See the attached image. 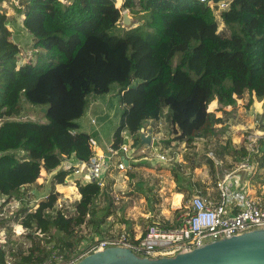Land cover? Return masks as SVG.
Segmentation results:
<instances>
[{
  "label": "trees",
  "instance_id": "1",
  "mask_svg": "<svg viewBox=\"0 0 264 264\" xmlns=\"http://www.w3.org/2000/svg\"><path fill=\"white\" fill-rule=\"evenodd\" d=\"M223 1L229 6L217 15ZM16 10L33 44L32 53L20 58L9 17L0 8V197L7 201L24 198V189L35 185L42 171L55 172L66 158L90 161L93 136L79 123L90 96H106L118 88V101L125 109L113 136L112 147L118 151L126 144V134L140 146L144 125L159 122L165 110L177 141L192 144L216 135L221 121L210 110L215 101L217 111H223L236 107L247 93L264 100V0H122L120 7L117 0H23ZM123 11L138 25L121 29ZM220 24L227 32L220 31ZM25 104L45 109L48 123L17 120ZM228 147L216 150L218 157L207 154L206 165L215 180L220 173L216 161L226 160ZM260 148L255 185L263 179ZM12 152H23L24 157ZM237 155L241 160L250 153H231ZM180 166L176 160L172 169L175 192L187 200L194 183L183 177ZM74 172L70 168L55 174L47 198L35 208L21 207L11 218L30 233L57 239L54 248L67 258L75 248L76 228L85 224L98 198L109 199L97 182H76L80 200L66 218L55 208L61 197L56 186H65ZM241 175L243 181L248 177L245 171ZM128 176L135 174L128 171ZM112 213L110 207L92 224L101 231ZM56 233L61 237L54 238ZM5 241H0V264L6 263ZM29 252L30 257L38 252L33 263L42 264L52 248L33 245Z\"/></svg>",
  "mask_w": 264,
  "mask_h": 264
},
{
  "label": "rangeland",
  "instance_id": "2",
  "mask_svg": "<svg viewBox=\"0 0 264 264\" xmlns=\"http://www.w3.org/2000/svg\"><path fill=\"white\" fill-rule=\"evenodd\" d=\"M64 2L67 3V0H64ZM10 5L11 6L6 3V6H9L6 9L8 11L10 8L13 10L9 16V20L11 23L12 21L14 22V26H20L21 21V49L23 50V55H27L30 52L32 53V36L24 31V28L22 27V19L24 17L22 15H17V7L14 6L13 2ZM121 5L122 0H117V6L120 7ZM2 6H4V4H2ZM124 13H128L130 17V27L138 25V21L131 17L128 11H123V14ZM218 14L219 13H217V15ZM217 17L220 19V16ZM135 20L136 23H134ZM130 27L125 24L124 20L120 22L121 29H128ZM220 31L227 32L222 24H220ZM119 34H121V31H119ZM35 59L36 56H34V60ZM109 98L110 106L107 115L95 117L97 119L96 126L92 125L90 120V123H88L89 125L87 123H83L82 125V130L87 132L92 131L93 129L95 130L98 126L100 128L102 125V136L107 143L104 140L101 141L102 143L99 142L97 136L93 137L99 142V146L103 147V150H105L104 147L108 143L110 144L113 142L114 133L119 127L120 120L125 111L118 101L117 87H114ZM218 107L220 106L216 101L210 106L211 112H214L216 118L221 121V123H218L215 126L216 135L208 139L197 138L192 144L177 141L176 136L173 134V129L168 122L167 111H164L166 114L163 113L161 120L162 125L158 128V132L161 134V140L156 146V149L165 154L168 158L167 162L159 161L154 152L148 151L146 152L148 153L146 156L150 159V161L148 160L149 163L146 164V160L143 159L138 162V165H140L138 167V175L136 178L128 180L120 177L119 173L116 174L117 172L114 167H110L107 170L108 178L104 181L105 184H108V187L107 185L106 187H102L104 192L108 193L109 199H106L104 195L98 198L92 206L85 224L76 228L75 234L72 237V242L75 244V248L71 255L77 254L79 251L83 250L85 246H88L96 240L102 239L108 235H118L125 231H129L133 234L138 232L142 235L146 232L149 225L158 222L163 225L175 226L178 223L180 215L184 213L185 206L189 204L190 199L194 193L197 192L196 190L189 193V199L183 200L181 209L173 207L178 206L182 199V196L180 197V200L178 199L177 196L179 195H176L174 198L176 193V183L173 178L172 169L175 166L176 160L181 164L179 170L186 180H193V174L199 176L204 174L205 176V174L208 173V176L210 177L208 179L210 182L209 186H214L215 181L220 177L219 175L221 174V171L223 172L225 169L230 170V168H234L239 162L241 158L239 155L235 157L232 156L233 158L231 157V153L234 150H247L251 145L258 149L261 147L262 142L263 146L260 148V156L264 155V100L259 101L255 96L247 93L234 108L226 107L223 111H217ZM44 110L45 109L40 107L25 104L22 116L16 119L36 124H47L48 120L43 112ZM150 128L151 123L144 125L143 129L148 131ZM125 138L127 139L126 144L130 143V137L126 135ZM225 146H229L225 152L227 158L225 161H222V165L219 164L217 167V170L219 168L220 173L215 180L210 174L209 167L206 165L208 160L207 154L213 152L215 157H218L215 151L220 150L221 147ZM21 156H24V154L21 153ZM137 156L144 158L141 153H138ZM139 157L138 159H140ZM255 158L257 159V156H255ZM153 160L154 162L152 163ZM198 165H200V167L191 170L192 166ZM61 166L63 167V165ZM62 167H60V170ZM64 167H69L68 169L74 168L71 163L67 162ZM84 170L87 175V169ZM262 174L263 179L259 181L258 185H255V183L252 185L256 199H258L261 204H264V171H262ZM54 175V173H47V175H45L42 171L41 178L43 179V176H45L43 185L36 186L37 196H32L28 193L24 196V206L27 205H25V203H28V205L35 204L32 202L35 197L38 198L46 192L50 194L54 187ZM69 177L70 179H68V181L70 182L65 185L66 189H64V194L61 195V197L70 196V198H68L75 203L77 199L72 195V192L76 195L77 191L74 184L80 181V177L75 174L74 176L71 175ZM76 179L78 181H76ZM204 186L206 187V185L199 186L198 191L201 190L202 192H206L207 190L204 189ZM56 188L58 187L56 186ZM209 192L213 193L212 189ZM28 198L30 200L32 199V201H29ZM177 200H179V203H177ZM110 203L113 205L110 206ZM110 207L111 210H113L112 215L105 219V223L102 224V230H97L96 225H93L92 221L96 223L101 221ZM7 221L8 220H2V224L5 222L7 225ZM126 222L133 224L130 227ZM9 235V248L11 250H16L15 254L24 252V248H22L21 245L17 246L14 243L16 239H14L13 236L11 237V233H9ZM59 236L61 237V235L56 233L54 238ZM30 238H33V236H30ZM40 239L42 238L35 237L32 241H39ZM56 242L57 239H50L48 236L46 238L43 237L42 239L43 245L48 248V251L52 248V252L58 251L54 248ZM33 245H36V243H33Z\"/></svg>",
  "mask_w": 264,
  "mask_h": 264
},
{
  "label": "built area",
  "instance_id": "3",
  "mask_svg": "<svg viewBox=\"0 0 264 264\" xmlns=\"http://www.w3.org/2000/svg\"><path fill=\"white\" fill-rule=\"evenodd\" d=\"M4 1L13 2L15 7H19L23 0ZM218 6L219 9L216 13L226 10L229 2L223 1ZM8 27L10 29V23ZM90 122L94 126L97 125L96 118L90 117ZM141 133L146 134L143 129ZM146 135L152 136V145L147 147L154 149L155 156L159 161L167 162L168 158L165 154L159 152L154 145L156 137L152 134ZM91 145L94 155L87 164L80 163L74 174L82 175L83 170L87 169V176L81 177V182H97L101 187H104L103 174L110 167L121 172L127 170L128 148L125 144L118 151L112 146H108L106 153L97 154L98 142L94 137L91 139ZM247 150L250 153L248 158H242L230 170L221 171L220 177L215 181L212 189L213 193L209 191L194 193L175 226L164 228L159 224H151L140 236L127 231L118 235H108L85 246L83 250L69 258L59 251H54L50 258L42 264H78L87 256L110 248L129 249L137 257L149 260L175 258L180 254L193 252L220 240L256 230H264V206L256 199L252 185L258 165L255 156L259 153V148L251 145ZM208 156L215 157L213 152H210ZM115 160L117 161L115 162ZM216 163L221 165L222 161H216ZM242 171L248 173V177L244 181L242 180ZM65 183H69L68 178ZM24 201V198H13L10 201L0 199V220L13 218L23 206ZM73 203L69 198L60 197L55 208L57 211L63 212L67 218L69 215L71 216L69 212L72 214L75 212V203ZM14 234L28 250L32 247V241L28 238L30 234L38 238L44 236L39 231L30 233L28 229H22L20 233L14 231ZM5 238L6 236L0 232V241H4ZM5 264H12V262L6 261Z\"/></svg>",
  "mask_w": 264,
  "mask_h": 264
},
{
  "label": "crops",
  "instance_id": "4",
  "mask_svg": "<svg viewBox=\"0 0 264 264\" xmlns=\"http://www.w3.org/2000/svg\"><path fill=\"white\" fill-rule=\"evenodd\" d=\"M6 3H8L9 4V6H11L10 4H12V2H6V1H3L1 4H0V8H2L5 12H6V14H7V16L9 17L10 16V14H11V11H13L11 8L9 9V11L6 9L7 7H9V6H6ZM2 4H4V6H2ZM17 15H19L18 13H17ZM11 18H12V16H11ZM24 19V18H23ZM23 19H22V22H23ZM21 21H20V26L19 25H17V26H14V22L12 21V23L10 22V31L12 32V40L15 42V43H17L18 45H19V47H20V49L22 48L21 47ZM22 27H23V23H22ZM24 28V27H23ZM24 31H26L27 32V30L24 28ZM21 51H22V53H23V50L21 49ZM22 53H20V58H21V55H22ZM22 62H24L23 60H22ZM20 63H21V61H20ZM110 94L109 95H106V96H101V97H97V96H90L89 97V105H88V108H87V111H86V114H85V116L79 121V123H80V125H81V130H82V125H83V123H90L89 122V120H90V117H92V118H95V117H99L100 115H107V113H108V108H109V106H110V102H109V100H110ZM163 113H165V112H163ZM166 114V113H165ZM162 117H161V119H160V121L159 122H157V123H155V122H152V121H149V122H147L146 124H149V123H151V128H150V130H144L143 129V131H145V133L146 134H152L153 136H155L156 137V141L154 142V145H155V147L159 144V142H160V137H161V134L158 132V128L159 127H161V125H162ZM86 121V122H85ZM145 124V125H146ZM89 125V124H88ZM101 129H102V125L100 126V128H99V126L98 127H96L95 128V130L93 129L92 131H89V132H87V131H84V130H82L83 132H86V133H88V134H90V135H92V136H97V138H98V140H99V142H101L102 140H104V138H103V136H102V131H101ZM126 135H128V134H126ZM126 135H125V137H126ZM129 136V135H128ZM130 137V143H128V144H126V146H127V148H128V152H127V154H126V158H128V159H126L127 160V166H128V168H127V170L126 171H124V172H121V171H117L116 169V174H118L119 173V176L120 177H122V178H124V179H126V180H128V179H134V178H136V176L138 175V167L140 166V165H138V162H140L142 159L143 160H146V164H148L149 163V161H150V159L146 156V154H148V153H146V152H148V151H151V152H154V149L153 148H151V147H147L148 145H144L143 143H141V145L140 146H137V147H135L134 146V139L131 137V136H129ZM94 139H96L95 137H94ZM127 140V139H126ZM105 141V140H104ZM98 142V141H97ZM99 142H98V147H97V149H96V153L97 154H104V153H106V150H107V147L108 146H112V143H108L104 148H105V150H103V147H101V146H99ZM106 142V141H105ZM102 143V142H101ZM107 143V142H106ZM13 154H15L16 156H18L19 158H23L24 156H21V153H23V152H12ZM138 153H141L143 156H144V158H141V157H139V156H137L138 155ZM155 153V152H154ZM125 154V153H124ZM122 156H125V155H122ZM138 157L140 158V159H138ZM149 160V161H148ZM117 160H115V162H116ZM148 161V162H147ZM66 162L67 163H71V165L75 168V170L78 168V166L80 165V162H78L77 160H75L74 158H66V160H64L63 161V163H62V165H63V167L61 168V170H60V168L59 169H57L55 172H53L54 174H57V173H59L60 171H65V170H68V168L69 167H64L65 166V164H66ZM154 162V160L152 161V163ZM73 163V164H72ZM131 168H132V170H131ZM128 171L130 172H134V174H135V177L134 178H130L129 176H128ZM44 173H45V175H47V172L46 171H43ZM73 176H74V174H73ZM77 176V175H76ZM80 178V181H81V177H86L87 175L85 174V170H83V173H82V175H78ZM107 178H108V174H107V172H105L104 173V181H106L107 180ZM210 177L208 176V173L207 174H205V176H204V174H202V176H199V175H194L193 174V176H192V181H193V183H194V188H195V190L194 191H198V187L199 186H202V185H206V187L204 188V189H206L207 191H210L211 189H213L214 188V186H209L210 185V182H209V179ZM45 179V176H43V179L42 178H40L38 181H37V183L35 184V185H32V186H30V187H27V188H25L24 189V191H25V193H24V196L25 195H27V193L29 194V195H32V196H37V189H36V186L38 187V186H41V185H43V180ZM68 179H70V177H68ZM112 180H114V179H112ZM76 181H78L77 179H76ZM70 182V181H69ZM68 184V183H67ZM104 184H105V182H104ZM65 185H66V183H65ZM75 186H76V184H74ZM106 185H107V187H108V184H105V187H106ZM58 188H56V191L57 192H59L61 195H63L64 194V189H66L65 188V186H57ZM75 188V187H74ZM76 189V191H77V193H76V195L74 194V192H72L73 194V196L74 197H76V201H79L80 200V195H79V192H78V189H77V187L75 188ZM203 189V190H204ZM29 190V191H28ZM71 191H74V190H71ZM200 192H202L201 190H199ZM49 195V193L48 192H46L45 194H42L40 197H38V198H34V200L32 201V199L30 200L29 198H28V200L29 201H32L33 203H35V204H33V205H28V203H25V205L26 206H24V204H23V206L22 207H26V208H30V209H32V208H35V207H37L38 206V204H40V202H42L43 200H45L46 199V197ZM176 195H179V196H177L178 197V199L180 200V197L182 196V199H181V202H180V204H178V206H173V207H175L176 209H181L182 207H181V205H182V202H183V200H184V195L183 194H181V193H175V195H174V198H175V196ZM23 196V197H24ZM66 198H70V196H65ZM0 199L2 200V201H7L8 200V198H6V197H0ZM24 199H25V197H24ZM179 200H177V203H179ZM20 210H21V208H20ZM19 210V211H20ZM150 214H151V212H150ZM147 219H148V217H147ZM8 221V224L6 225L5 224V222H3V224H2V220H0V232L2 233V234H4L5 236H6V238L4 239V240H6L5 241V244H4V249L6 250V254H7V256H6V261H11L12 262V264H34L33 263V261L35 260V259H37V257H38V255H39V253L38 252H36V253H34V256L33 257H30L28 254L30 253L29 251H30V249L28 250L23 244H22V241L14 234V231H16V232H18L17 231V229H20V231L18 232V233H20L21 231H22V229H26L25 227H23L22 225H21V222L19 221V222H14L13 221V219H7ZM127 223V225L129 226H131L133 223H130V222H126ZM153 224H159V222L158 223H153ZM9 233H11V237L13 236V238L14 239H16L15 240V244L17 245V246H20L21 245V247L22 248H24V252H21V253H19V254H15L16 253V250H11L10 248H9V244H10V240H9V238H10V235H9ZM133 234V233H132ZM133 235H136V236H140L141 234L140 233H134ZM33 236V235H32ZM44 237V236H43ZM43 237H41L42 239H43ZM28 238H29V236H28ZM40 238V237H39ZM31 241H32V239L33 238H29ZM42 239H40L39 241H32L31 242V244H32V246H33V243H36V245H37V247L39 248V250H47L48 248L47 247H45L44 245H43V243H42ZM41 243V244H40ZM26 258H29V259H32V260H26ZM48 260V259H47ZM46 260V261H47Z\"/></svg>",
  "mask_w": 264,
  "mask_h": 264
},
{
  "label": "water",
  "instance_id": "5",
  "mask_svg": "<svg viewBox=\"0 0 264 264\" xmlns=\"http://www.w3.org/2000/svg\"><path fill=\"white\" fill-rule=\"evenodd\" d=\"M123 19L130 27L128 13ZM140 139L144 145H152L151 135L141 133ZM78 264H264V230L220 240L175 258L149 260L137 257L129 249L110 248L89 255Z\"/></svg>",
  "mask_w": 264,
  "mask_h": 264
},
{
  "label": "clouds",
  "instance_id": "6",
  "mask_svg": "<svg viewBox=\"0 0 264 264\" xmlns=\"http://www.w3.org/2000/svg\"><path fill=\"white\" fill-rule=\"evenodd\" d=\"M17 231L19 232V231H20V229H17Z\"/></svg>",
  "mask_w": 264,
  "mask_h": 264
}]
</instances>
